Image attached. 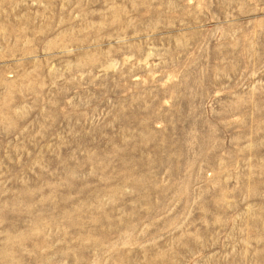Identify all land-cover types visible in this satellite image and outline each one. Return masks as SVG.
I'll return each mask as SVG.
<instances>
[{
  "label": "rangeland",
  "instance_id": "obj_1",
  "mask_svg": "<svg viewBox=\"0 0 264 264\" xmlns=\"http://www.w3.org/2000/svg\"><path fill=\"white\" fill-rule=\"evenodd\" d=\"M0 264H264V0H0Z\"/></svg>",
  "mask_w": 264,
  "mask_h": 264
}]
</instances>
